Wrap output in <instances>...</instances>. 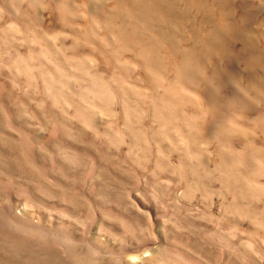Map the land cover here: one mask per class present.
Instances as JSON below:
<instances>
[{
    "label": "rangeland",
    "instance_id": "rangeland-1",
    "mask_svg": "<svg viewBox=\"0 0 264 264\" xmlns=\"http://www.w3.org/2000/svg\"><path fill=\"white\" fill-rule=\"evenodd\" d=\"M0 264H264V0H0Z\"/></svg>",
    "mask_w": 264,
    "mask_h": 264
}]
</instances>
